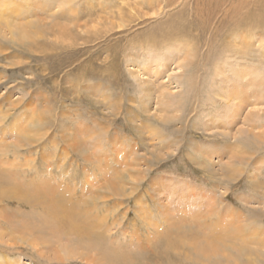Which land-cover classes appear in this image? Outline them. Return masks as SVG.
<instances>
[{
  "label": "rangeland",
  "instance_id": "374dc122",
  "mask_svg": "<svg viewBox=\"0 0 264 264\" xmlns=\"http://www.w3.org/2000/svg\"><path fill=\"white\" fill-rule=\"evenodd\" d=\"M0 159V264H107L39 192L128 264H264V0H0Z\"/></svg>",
  "mask_w": 264,
  "mask_h": 264
},
{
  "label": "bare ground",
  "instance_id": "6f19581e",
  "mask_svg": "<svg viewBox=\"0 0 264 264\" xmlns=\"http://www.w3.org/2000/svg\"><path fill=\"white\" fill-rule=\"evenodd\" d=\"M10 3V2H9ZM248 15V14H246ZM28 34L25 32H21L19 35L20 41L26 40ZM250 73L245 72V75L240 76V80H244L249 77ZM238 86V87H237ZM235 85L234 92L238 95L244 91L245 87H239V85ZM240 96V94L238 95ZM237 96V97H238ZM236 97V98H237ZM243 105V103H242ZM1 160V159H0ZM2 162V161H1ZM2 166V165H1ZM0 166V200H5L9 197L25 195L23 190L24 187L18 184L17 178L15 174L10 173L8 170L3 171ZM3 167V166H2ZM12 192V193H11ZM52 193H50L51 195ZM49 193L39 192L35 196H32L28 199L31 203L35 205H44V213L46 219L52 223L51 232L56 235L57 239H61L62 237H68L69 234H77L79 231H84L88 233L91 237L89 246L92 249H98L101 251V259L103 262L107 264H128L129 259L126 256H122L119 248L112 249L111 246L105 242V238L103 237L101 229L102 226L98 225L96 232H93V224L94 222L91 219H85V214H83L82 210H78L77 207L73 208L71 211L69 209V205H67L64 201H58L54 197H48ZM96 207V206H94ZM88 214V213H87ZM62 215L65 216L63 220L60 219ZM96 226V224H95ZM217 236H214L211 240L206 242V244L201 248L203 251L213 250L217 245ZM230 237L229 234H225L224 238ZM108 239V238H107ZM106 239V240H107ZM207 249V250H206Z\"/></svg>",
  "mask_w": 264,
  "mask_h": 264
}]
</instances>
